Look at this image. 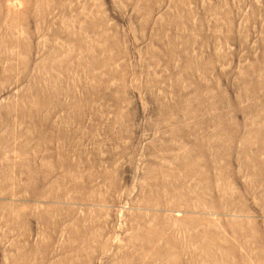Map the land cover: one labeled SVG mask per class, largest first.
<instances>
[{
    "label": "rangeland",
    "instance_id": "1",
    "mask_svg": "<svg viewBox=\"0 0 264 264\" xmlns=\"http://www.w3.org/2000/svg\"><path fill=\"white\" fill-rule=\"evenodd\" d=\"M0 264H264V0H0Z\"/></svg>",
    "mask_w": 264,
    "mask_h": 264
}]
</instances>
